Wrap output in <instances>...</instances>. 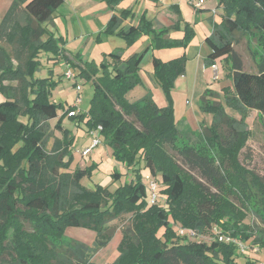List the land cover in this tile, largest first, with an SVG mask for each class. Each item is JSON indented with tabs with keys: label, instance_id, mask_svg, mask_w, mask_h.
I'll return each instance as SVG.
<instances>
[{
	"label": "trees",
	"instance_id": "trees-1",
	"mask_svg": "<svg viewBox=\"0 0 264 264\" xmlns=\"http://www.w3.org/2000/svg\"><path fill=\"white\" fill-rule=\"evenodd\" d=\"M104 1L116 8L121 0ZM219 1L226 16L205 39L210 47L206 65L229 57L232 88H223L224 102L219 92H204L200 108L212 120L197 131L179 128L171 100L163 107L150 93L136 101L126 98L127 90L140 81L138 70L145 54L191 40L194 33L189 23L182 41L168 37L170 28L178 29L182 18L173 26L157 28L143 16L138 24L125 29L127 14L134 16L131 9H125L121 14L114 12L105 26L103 31L127 38L129 43L142 34L151 36L142 52L129 57H124L122 48L110 52L113 72L94 82L90 110L71 114L86 122L90 131L101 126L100 134L116 159L132 168V179L124 180L114 192L99 185L94 190L82 185L89 169L69 171L66 157L72 139L58 115L63 104L49 100L52 83L30 79L37 64L34 58L43 46L36 43L44 32L41 24L52 18L64 0L14 1L0 24V41L16 45L11 46L12 55L0 44V91L8 98L0 102V259H7L10 250L4 241L15 227L11 250L17 252V264H97L93 256L113 238L106 224L129 211L135 213L133 228L125 230L119 255L109 264H241L237 260L239 243L249 241L264 248V176L240 158L251 133L246 121L249 110L258 111L264 120V0ZM250 24L261 31L263 50L254 62L255 70L249 71L234 45L236 31L248 32ZM13 56L15 63L10 61ZM186 61L184 55L168 61L152 57L153 75L169 99L175 79L186 72ZM19 98L26 102L24 112ZM226 107L237 111L240 118L230 115ZM56 118L57 123L51 125ZM57 129L63 132L62 140L55 136ZM52 137L62 147L57 158L49 150ZM143 171L165 185L163 189L159 186L156 204L148 199L150 190ZM122 177L114 173L115 179ZM65 186L78 191L77 205L63 199ZM239 206L255 213L262 224H242L245 213ZM23 219L34 233L23 229ZM173 224L198 235L216 228L224 238L214 234L210 243L181 240ZM72 226L95 231L93 245L73 240L66 252L48 246ZM245 264L257 263L247 260Z\"/></svg>",
	"mask_w": 264,
	"mask_h": 264
},
{
	"label": "rangeland",
	"instance_id": "rangeland-1",
	"mask_svg": "<svg viewBox=\"0 0 264 264\" xmlns=\"http://www.w3.org/2000/svg\"><path fill=\"white\" fill-rule=\"evenodd\" d=\"M14 1L0 0V24ZM195 1L197 0H121L114 8L104 0H64L62 5L54 12L52 18L41 24L44 32L39 36V40L36 43H41L43 46L38 48L34 58L37 64L30 73V79L53 84L49 100L63 104L58 109V115L62 118L61 125L64 130H68L69 137L72 139L69 146L70 155L66 157L69 162V171L73 172L77 167L89 169L90 174L81 180L82 185L88 189L94 190L99 185L114 192L124 180L129 181L133 177L132 168L125 162L116 159L112 147L101 135V143L98 146L93 147L87 155L82 153L86 148L92 147L94 138L90 134L89 126L86 122L80 121V117L72 118V113L70 112L73 108H75V114L90 110L91 100L95 92L94 82L99 79L104 80L113 72L114 65L109 56L110 52L122 48L124 57H129L134 53L142 52L151 43V36L148 34H142L134 42L129 43L127 38L103 31L109 22L112 12L121 14L123 10L131 9V13L134 16L127 14L123 24L133 20L138 24L142 17L145 16L146 20L153 21L157 28L171 26V23L173 26L179 18H182L178 29L170 28L168 37L173 40H184L186 23H189L194 33V37L191 40H186L185 44H188L187 46L178 42L174 46L153 50L154 55L159 56L164 61L182 57L183 55L187 57V73L185 72L175 79L170 92V99L154 77L153 72L149 69V66L152 65L149 57L152 55L148 53L145 55L138 70L140 81L126 92V98L129 101L139 100L149 93L159 106H167L171 100L175 118L179 122V128L181 130L189 128L194 131L198 130L195 128L197 124H194V121H197L195 104L198 98L207 89H216L221 93L219 96L220 100L224 102L222 96L223 88H232V61L229 57H222L217 60L221 77L220 74L218 78L212 76L211 86L207 83V74L205 73V69L210 66L205 67V62H200V58L197 57L188 63L187 47L196 45L199 39L204 40L206 34L212 33L214 24L221 23L226 16V12L223 9L224 4L220 3L219 0H205L204 5L200 8L195 6ZM130 5L136 6L132 9ZM212 6H214L216 11H212ZM205 8H210L211 10ZM253 25L250 24L251 28L248 32L236 31L235 39H238V41L234 45L242 59L244 69L249 71L255 70L254 62L263 50V44L260 40L261 31L253 27ZM0 44L4 45L10 53H12L11 46L13 48L16 46L9 44L7 41H0ZM13 58H10V61L15 63L17 60L15 61V58L14 60ZM104 63L106 64L105 68L103 66ZM68 70L72 71L74 78L69 79L65 76ZM6 83L12 86L19 84L16 81H5ZM5 100H8V98L0 91V102ZM18 102L20 110L24 112L26 110L25 100L19 98ZM226 110L230 115L240 118V114L237 111L229 107H226ZM204 115L207 116L205 123L209 124L212 115L205 113ZM58 118L52 119L51 125L56 124ZM23 121L28 120L23 117ZM246 121L251 133L240 158L248 168L264 176V120L259 116L258 111L252 109L249 110ZM55 136L60 140L64 138L63 132L59 129L55 131ZM58 145L52 137L49 142V150L51 155L54 156L53 158H57V154H60L62 147ZM18 147L19 145L16 146V149ZM169 151L175 155L171 149ZM215 152L216 150L210 153L214 154ZM177 159L180 162L182 161L180 158ZM115 172L121 173L123 177L120 180L115 179ZM147 173L148 171H143L144 182L148 188ZM66 177L70 181V178ZM159 185L162 189L165 188V185L160 182ZM76 193L78 191L73 190L70 186H65L63 199L66 203L77 205L78 198ZM160 194L162 195V200H164L165 196L162 193ZM238 205L236 204V207ZM240 208L245 213L242 224L246 223L253 227L262 224L255 213H252L247 208ZM134 217L135 213L133 211L124 212L106 224L113 238L108 245L95 253L92 258L95 263L109 264L116 260L119 255L118 247L123 234L125 230L133 228ZM221 220L226 222L223 218ZM23 222L25 223V228L23 229L28 234L34 233L27 220L23 219ZM173 226L179 238L185 241L192 240L210 243L214 238V234L220 235V231L216 228L198 235L182 228L179 224H173ZM14 229L15 227H12L9 230L8 237L4 241L10 251L6 254L7 259H0V264H17V252L11 250L13 236L16 233ZM162 232L163 229L160 230L159 234L161 235ZM95 237L96 232L93 230L72 226L65 229L61 239H51L52 241L50 240L48 246L50 245L66 252L67 247L73 240L93 245ZM221 237L224 238V236L220 235L219 238ZM59 245L61 246L59 247ZM237 260L241 264H245L247 260H253L257 264H264V248L260 249L249 241L239 243V258Z\"/></svg>",
	"mask_w": 264,
	"mask_h": 264
},
{
	"label": "crops",
	"instance_id": "crops-1",
	"mask_svg": "<svg viewBox=\"0 0 264 264\" xmlns=\"http://www.w3.org/2000/svg\"><path fill=\"white\" fill-rule=\"evenodd\" d=\"M132 9L135 8L136 5H130ZM213 7V10H215L214 6ZM207 10H211L210 8H205ZM216 11V10H215ZM119 14V13H117ZM112 15H113V12H112ZM111 15V16H112ZM111 18V17H110ZM135 25V21H130V22H126L124 23L123 25L125 26V29H128L131 25ZM172 25V23L170 24ZM211 34H206V36L204 37V40H200L199 39V42L194 45V46H191L190 45L187 47V50H186V54L188 56V63L195 57L197 58H200V62H205V67H207L206 65V58L208 56V54L210 53V47L209 45L207 44L206 42V37L207 36H210ZM208 47V48H207ZM150 53L152 56L149 57V61L152 63V57L154 56V51L151 49L149 50L146 54ZM145 54V55H146ZM145 57V56H144ZM159 57V56H158ZM192 57V58H191ZM216 63L218 64V67H219V63L216 61ZM142 64V63H141ZM212 67H207L205 69V73L207 74V83L209 84V86H211V78L212 76H215L214 75V70L211 69ZM149 69L151 72H154V68H153V63L152 65L149 66ZM187 73V72H186ZM219 74H220V77H221V72L219 71ZM232 81V80H231ZM212 90H215L217 91L216 89H212ZM218 92V91H217ZM204 94V93H203ZM221 95V93H219ZM203 96V95H202ZM202 96H200L198 98V100L196 101V104H195V108H196V112H197V121H194V124H197V126L195 128H197L198 130H200V128L203 126V124L205 123V119L207 116L204 115V112H202L201 108H200V103H201V98ZM222 96H223V93H222ZM203 113V114H202ZM206 114V113H205ZM212 118V117H211ZM212 120V119H211ZM194 131H197V130H194Z\"/></svg>",
	"mask_w": 264,
	"mask_h": 264
},
{
	"label": "built area",
	"instance_id": "built-area-1",
	"mask_svg": "<svg viewBox=\"0 0 264 264\" xmlns=\"http://www.w3.org/2000/svg\"><path fill=\"white\" fill-rule=\"evenodd\" d=\"M204 2H205V0H197V1L194 2V4H195L196 7H199L200 8L201 6L204 5ZM211 67L214 70L215 77L218 78L219 77L218 76L219 75V67H218V64L215 63ZM65 76L67 78H69V79L74 78V74L72 73L71 70L66 71ZM72 114H75V112H72ZM101 128L102 127L99 126L97 129L90 131V134L94 138L93 145H92V147H88L85 150H83L82 153L84 155L89 154L91 152V150H92L93 147H96V146H98L101 143V138H100V135H101L100 134V130H101ZM147 180H148V188L150 190V197H149L150 204H156L157 203V200L159 198V194H158V189H159V186H160L159 185V182L156 179H154L151 176H149V175L147 176ZM192 233H195V232L192 231ZM222 238L223 237H221L220 239H222ZM225 239H226V241H229L230 240L229 238H225Z\"/></svg>",
	"mask_w": 264,
	"mask_h": 264
}]
</instances>
